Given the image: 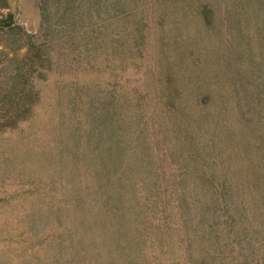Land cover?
<instances>
[{"label":"rangeland","instance_id":"1","mask_svg":"<svg viewBox=\"0 0 264 264\" xmlns=\"http://www.w3.org/2000/svg\"><path fill=\"white\" fill-rule=\"evenodd\" d=\"M6 16L0 264H88L72 204L120 119L128 176L167 204L124 227L143 234L129 264H264V0H0Z\"/></svg>","mask_w":264,"mask_h":264},{"label":"trees","instance_id":"2","mask_svg":"<svg viewBox=\"0 0 264 264\" xmlns=\"http://www.w3.org/2000/svg\"><path fill=\"white\" fill-rule=\"evenodd\" d=\"M6 19L7 16L5 18L0 17V27H3L5 22H9ZM7 24L8 23H6V25ZM117 121H119V118ZM77 128H80V126H77ZM111 129L120 130L123 136L113 139L112 141L114 144L108 147L112 137L109 136L107 138L108 149L104 146H100L101 140L98 137L93 138L94 142H97L96 148H94L96 154H93L94 156L97 155L95 159L98 163H96L95 166L103 169L101 171L103 176H98L97 171L95 173L97 177L93 185L86 184L84 180H79V189L88 194H86L85 198L79 195V198L76 197L75 203L72 204L76 207L77 212L80 213V218L82 213L84 214V219L87 213L92 215V220H88L89 222L85 223L88 225V230L85 232L81 230V228L78 234H76L77 236H75L77 244L83 247H89L90 256L84 253L86 256L85 260L88 264H129L131 261L127 259L136 251V248L140 250L142 247L140 238H142L143 234L141 231H138L135 226H129L130 230H125L124 227L130 224H137L144 231L140 224L142 220H151L150 208L155 210V218L159 212H165L167 209V204L163 199L161 202L158 200L155 202V200H150V194L146 196L142 194H140L141 196L139 195L138 188L140 187L138 186H143L144 181L147 180L144 176H128L133 169L131 172L127 171L125 168L126 164H124L127 158L126 152L128 150L126 149V145L132 142V140L128 134V138L123 134L121 119L119 125L115 124ZM84 133L86 134V132ZM102 151L103 153L106 151V153L103 156H99L98 154ZM135 162L136 159L134 163ZM134 163L131 166L134 167ZM72 169L73 166L71 165L70 169H67V172ZM157 187L155 189H157ZM92 191H94L92 193L93 196L90 195L93 200L92 202H87L89 201V192ZM131 194H133V196H131ZM141 197H143V201H140L139 198ZM174 200L177 201L178 204L180 203L177 199L174 198ZM153 202L156 203V208L152 207ZM195 204L199 206V204ZM146 206L148 208V213L146 210V214L139 217L137 215L138 208H145ZM81 223L83 225L82 220ZM161 227L163 226L160 225V228ZM174 227L179 228L177 224H175ZM127 231H131L135 234L134 237H137V242L136 240H132L131 237H127ZM160 231L162 235L165 233L162 230ZM47 244L49 245L48 242ZM77 254L76 257L78 256Z\"/></svg>","mask_w":264,"mask_h":264}]
</instances>
